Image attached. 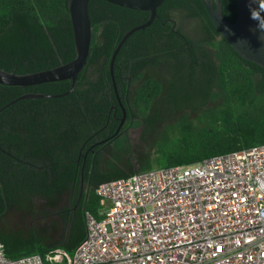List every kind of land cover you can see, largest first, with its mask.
I'll use <instances>...</instances> for the list:
<instances>
[{
	"label": "trees",
	"instance_id": "obj_1",
	"mask_svg": "<svg viewBox=\"0 0 264 264\" xmlns=\"http://www.w3.org/2000/svg\"><path fill=\"white\" fill-rule=\"evenodd\" d=\"M220 1L235 21L238 0ZM69 2L0 0V68L26 74L73 60ZM89 14L91 50L74 91L0 112V242L11 259L73 252L87 213L106 215L96 191L104 182L264 144V67L220 34L202 0H166L122 45L114 76L116 48L151 13L90 0ZM71 86L0 83V109ZM138 126L134 143L126 129Z\"/></svg>",
	"mask_w": 264,
	"mask_h": 264
},
{
	"label": "built area",
	"instance_id": "obj_2",
	"mask_svg": "<svg viewBox=\"0 0 264 264\" xmlns=\"http://www.w3.org/2000/svg\"><path fill=\"white\" fill-rule=\"evenodd\" d=\"M103 219L66 264H264V144L100 184ZM0 264H45L41 254Z\"/></svg>",
	"mask_w": 264,
	"mask_h": 264
},
{
	"label": "water",
	"instance_id": "obj_3",
	"mask_svg": "<svg viewBox=\"0 0 264 264\" xmlns=\"http://www.w3.org/2000/svg\"><path fill=\"white\" fill-rule=\"evenodd\" d=\"M107 1L130 9L149 11L151 13L149 20L129 30L116 48L111 62L112 74L114 76L115 60L122 45L134 32L152 24L158 15V8L166 0ZM202 1L220 34L241 56L264 67V0H238V15L235 21L226 19L222 11V3L220 0ZM89 3L90 0H70L69 2L77 51V55L73 60L53 68L26 74H19L16 71H7L0 68L1 84L31 86L45 82L69 79L72 80L70 90L62 94L27 93L5 105L0 109V112L4 108L22 99L61 97L74 91L79 74L87 65L91 50L92 23L89 14ZM124 121L125 118H123L122 124Z\"/></svg>",
	"mask_w": 264,
	"mask_h": 264
},
{
	"label": "rangeland",
	"instance_id": "obj_4",
	"mask_svg": "<svg viewBox=\"0 0 264 264\" xmlns=\"http://www.w3.org/2000/svg\"><path fill=\"white\" fill-rule=\"evenodd\" d=\"M132 138H133V141H134V143H136V142H138L139 141V135H138V133H137V130H133L132 131ZM66 250V249H65ZM66 251H68V250H66ZM70 254H72L73 252H70V251H68ZM45 264H66L65 263V261H58V262H54V260H52V262L49 260V259H47L46 258V260H45Z\"/></svg>",
	"mask_w": 264,
	"mask_h": 264
},
{
	"label": "flooded vegetation",
	"instance_id": "obj_5",
	"mask_svg": "<svg viewBox=\"0 0 264 264\" xmlns=\"http://www.w3.org/2000/svg\"><path fill=\"white\" fill-rule=\"evenodd\" d=\"M125 114H126V112H125ZM125 118H126V115H125ZM133 130H137V133H138V135H139V141H140V139H141V135H142V133H143V129H142V127L141 126H138V127H130L129 129H126V131L128 132V136L131 138V140H132V142H134L133 141V138H132V131ZM138 141V142H139Z\"/></svg>",
	"mask_w": 264,
	"mask_h": 264
}]
</instances>
